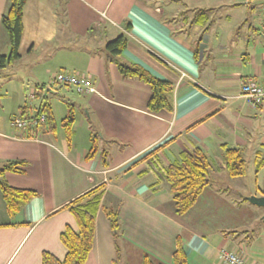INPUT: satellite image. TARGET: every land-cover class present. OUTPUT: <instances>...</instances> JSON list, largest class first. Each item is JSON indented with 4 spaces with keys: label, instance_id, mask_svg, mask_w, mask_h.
<instances>
[{
    "label": "crops",
    "instance_id": "crops-1",
    "mask_svg": "<svg viewBox=\"0 0 264 264\" xmlns=\"http://www.w3.org/2000/svg\"><path fill=\"white\" fill-rule=\"evenodd\" d=\"M259 3L27 0L19 60L42 52L49 55L57 46L62 52L78 46L80 64L58 72L87 76L96 90L76 92L91 144L74 145L77 120L69 146L65 136L59 139L58 129L52 134L40 128L17 129L14 118L0 117V166L27 163L24 174L7 173L6 180L12 187L37 193L11 218L0 190V264H42L43 252L63 259L61 233L68 225L76 228L66 206L102 183L106 191L86 264L116 260L106 206L120 213L125 264H143L145 257L154 264H174L178 239L189 264H225L223 251H236L247 264H264V209L243 201V196L264 192V104L253 109L241 97L242 81L253 78L264 85V5ZM8 5L9 0H0V56L10 49L1 26ZM61 5L67 11L65 31L59 28ZM119 35L128 38L121 60L173 85V112H149L151 88L124 78L108 62L104 47ZM54 74L44 84L46 97L60 86L52 83ZM94 145L97 153L87 160ZM196 148L210 159V178L226 170L228 148L243 153L247 173L232 178L226 170L227 178L219 180L222 190L210 179L196 204L179 217L163 170ZM259 160L263 164L258 169ZM227 190L238 196L229 197Z\"/></svg>",
    "mask_w": 264,
    "mask_h": 264
},
{
    "label": "trees",
    "instance_id": "trees-1",
    "mask_svg": "<svg viewBox=\"0 0 264 264\" xmlns=\"http://www.w3.org/2000/svg\"><path fill=\"white\" fill-rule=\"evenodd\" d=\"M26 2L27 0H9L8 8L2 17L1 26L8 34L10 49L6 55L0 56V68H4L14 60L20 59L18 49L24 30L23 13ZM57 14L59 16L60 31H65L68 25L65 5L60 6ZM127 44L128 38L125 35H119L115 39L108 41L104 47L108 62L114 63L124 78L138 79L151 88L152 96L147 106L149 112H173V85L154 77L141 66L129 65L121 60L120 57L127 48ZM60 86L70 87V85ZM45 89L46 85L37 87L36 96L43 97L42 93H44ZM25 109L27 110V107L22 109V116L27 113ZM71 109L74 110L73 107H70L69 114L60 123L69 146L72 145L76 121L75 114ZM42 114H45L47 118L46 123L43 125L44 131L48 134L56 132L58 124L52 106L44 101L37 108L33 117H39ZM96 153L97 150L94 145L88 151L87 160H92ZM224 160L230 177L240 178L246 175L247 163L240 150L234 148L226 149ZM262 164L263 162L259 160L258 169L262 167ZM26 166L27 163L24 161L7 162L0 166V190L11 218L16 217L23 206L37 194L35 191L12 187L6 180L7 173L24 174ZM210 170V159L199 148L189 153H183L180 160L164 168L163 178L173 194L175 214L177 216H183L196 204L198 197L210 183ZM105 191L106 184L102 183L80 195L66 206L76 221V228L68 225L60 236L61 242L66 248V255L63 259H59L52 253L43 252L42 264H86L88 255L92 250L96 215L102 205ZM243 201L249 203L246 200ZM257 209L263 210V208L258 207ZM103 210L110 222L114 237L116 247L114 264H125L122 252L123 227L119 210L111 206L103 207ZM173 259L174 264H189L186 250L180 239H178V246ZM143 264L154 263L148 257H145Z\"/></svg>",
    "mask_w": 264,
    "mask_h": 264
},
{
    "label": "rangeland",
    "instance_id": "rangeland-1",
    "mask_svg": "<svg viewBox=\"0 0 264 264\" xmlns=\"http://www.w3.org/2000/svg\"><path fill=\"white\" fill-rule=\"evenodd\" d=\"M260 4L264 5V0H260L258 5ZM227 11L230 10L228 9ZM81 44L83 43L81 42ZM77 47L72 45L69 50L62 52L61 50L64 49H59L60 46H57L49 55L48 52H42L22 60H14L10 65L0 68V117L2 119L16 118L21 115V109L25 105H28L27 114H35L37 105L44 101L52 106L59 126L58 137L60 139L64 136V130L61 128L60 123L69 114L70 107H73L74 110H71L77 120L75 126L77 135L74 145L77 148L89 147L91 143L88 140L85 111L80 105L81 97L76 93L73 86L55 87L53 92L49 93L47 97L45 95L41 96L43 99L39 97L31 100L30 98L31 89L47 83L50 75L60 71L62 68H74L80 64L78 52H75ZM41 129H43V126L40 127ZM224 169L223 171L220 170L216 177L211 176L210 178L212 184L221 190L222 185L219 180L222 181L227 178L226 170ZM255 173L256 169L253 161H250V177L254 178ZM262 175H264V169L262 170ZM226 194L232 198L238 196V193L233 190H227Z\"/></svg>",
    "mask_w": 264,
    "mask_h": 264
},
{
    "label": "built area",
    "instance_id": "built-area-1",
    "mask_svg": "<svg viewBox=\"0 0 264 264\" xmlns=\"http://www.w3.org/2000/svg\"><path fill=\"white\" fill-rule=\"evenodd\" d=\"M264 12V9H263ZM52 83L56 85H70L81 95L96 93L95 88L90 84L87 76H81L67 71H61L52 77ZM241 97L245 103L253 109L264 104V85L259 84L255 79L249 78L241 82ZM30 98L36 97V91H32ZM21 114L12 121V126L17 129L29 128L36 130L46 123V115L39 117L24 118ZM222 260L225 264H247L245 259L236 251H223Z\"/></svg>",
    "mask_w": 264,
    "mask_h": 264
},
{
    "label": "water",
    "instance_id": "water-1",
    "mask_svg": "<svg viewBox=\"0 0 264 264\" xmlns=\"http://www.w3.org/2000/svg\"><path fill=\"white\" fill-rule=\"evenodd\" d=\"M48 91L46 90V93ZM243 199L248 201L250 204L258 207V208H263L264 209V195L262 196H257V195H248V196H243ZM264 220V215L262 217Z\"/></svg>",
    "mask_w": 264,
    "mask_h": 264
}]
</instances>
